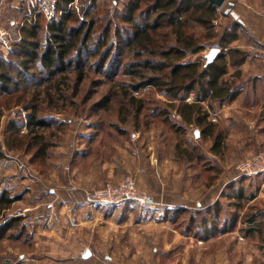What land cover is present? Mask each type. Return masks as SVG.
<instances>
[{
    "label": "rangeland",
    "instance_id": "374dc122",
    "mask_svg": "<svg viewBox=\"0 0 264 264\" xmlns=\"http://www.w3.org/2000/svg\"><path fill=\"white\" fill-rule=\"evenodd\" d=\"M83 2L84 0L75 1L76 5ZM128 2L129 0H94L95 6L89 13L90 18L96 19V26L90 40L92 43L88 45L91 51L84 53L82 61V67L87 73L86 79L74 95L72 87L76 74L74 71L71 73L67 106L61 112H58L63 106L59 101L60 91L58 93L56 87H53V91L48 89L52 82L44 80L45 74L39 63L31 66L32 70L27 77L28 85L32 87L26 97L30 100L34 91L39 92V104L42 108L39 115H56L63 123L61 128L44 130L46 138L51 136V147L46 159L39 156L38 147L29 148L26 143L20 144L19 140L11 136L12 131L8 130L11 122L15 121L20 125L18 139L27 133L28 112L23 102L28 100L18 102L14 98L8 102V96L0 95V150L5 154L0 159V192L7 191L11 196L20 197L9 210L2 213L0 221L5 216H22V224L26 225V233L21 239H18V235L13 236V233H19L20 228H17L0 240V264H79L78 262H82L80 257L89 248L97 254L95 264H264V172L242 176L236 169L241 161L264 152V135L256 136L261 126H251L247 122L253 115L263 117V110L250 112L241 109L237 112V105H232V101L223 105L202 102L205 108L212 107L208 121L217 125L215 135L223 133L221 148H216L214 139L206 138L196 125L182 124L176 108L170 109L171 122L166 123L160 117L155 119V112L158 113L155 107L164 109L172 101L149 86L131 92V96L136 99L147 100L146 111L137 119L130 114L128 98L123 96L112 99L113 108L110 110H91V105L107 94L111 87L109 83H105L109 77L99 69L100 56L93 54L96 51L94 43L108 25L112 28L110 39L116 33L119 36L128 35L127 25L121 21V11L125 10ZM153 2L155 0H150L146 5ZM55 3L56 0H0V54L13 64L12 73L17 72L18 65L14 44L22 37V25L30 20L29 7L31 10L37 7L39 12L42 11V21L46 24L49 21L44 17H47L46 10L53 9ZM146 5H142V9L147 8ZM227 7H230L229 11ZM232 11L239 16L237 20L245 22V26L238 32L239 42L235 41L232 46L243 49V45V50L247 51L249 57L258 58L260 62L257 69L262 73L264 46L255 35L254 23L264 16V0H226L217 9L215 32L221 34L223 28L237 21ZM34 15L36 13L33 14V19ZM136 16L142 19L139 13ZM194 27L197 33L205 30L199 26ZM4 40L7 44L3 43ZM204 42L205 48L198 54L188 55L187 59H206L212 48L223 50L215 36ZM204 59H201L202 64ZM233 72L230 69L226 78L234 81L238 87L253 84L247 82V71L234 80L231 77ZM94 81L104 83L95 87ZM257 84L262 85L261 82ZM49 93L56 98L54 105L48 104ZM18 95L21 94L15 97ZM194 101L193 95L186 99L188 103ZM230 104L233 108H230ZM236 114L246 120L238 123ZM123 118L125 120H121ZM98 119L103 120L105 125L120 120V126L126 133L121 136L114 134L111 138L102 130L100 139L105 138L106 142L100 144L97 140L88 145V139L95 137L93 121ZM171 124L177 125L174 127L176 130L181 126L184 131L173 134L169 131ZM83 135L86 137L82 138ZM10 146L12 148L8 149ZM177 146L187 148L188 152L179 157ZM78 149L90 150V155L83 160L81 157L77 159ZM189 153H200L204 158L199 162L189 161ZM110 166L115 167L117 173L121 172V177L108 178L106 174L103 177V167ZM95 167L97 176L88 173ZM79 168L82 170L78 171ZM128 177L134 179L139 191L150 197L152 203L149 205L153 207H141L129 202L103 205L105 209H98V205L88 207L85 198L84 205H76L73 201V206L65 204L68 191L78 192L85 197L87 191L99 189L107 183L118 185ZM241 189L248 199H236L235 193ZM62 193L63 201L59 198ZM161 202L187 209L185 214L181 213L182 218L177 221V226L170 220L168 225H162L156 220L155 209H159L164 217V209L167 207L157 208ZM216 205L219 206V215L223 219L236 217L237 223L232 231L235 233H219L205 241L201 237L184 233L185 221L191 215L208 213L210 218ZM148 209L152 211L149 212ZM254 214H257L254 220L256 229L248 222L249 217ZM89 216L99 217L94 232H89L92 228L88 230L81 226L76 234L72 232L69 235L67 231L72 221H85ZM86 247L88 249L81 254V250ZM92 257L91 253L85 260Z\"/></svg>",
    "mask_w": 264,
    "mask_h": 264
},
{
    "label": "trees",
    "instance_id": "16d2710c",
    "mask_svg": "<svg viewBox=\"0 0 264 264\" xmlns=\"http://www.w3.org/2000/svg\"><path fill=\"white\" fill-rule=\"evenodd\" d=\"M75 1L56 0L53 18L46 24L42 21V11L39 12L37 7L33 10L29 7L30 20L22 25V37L14 44V54L18 60L16 73L11 71L13 65L10 64L11 61L0 54V95L8 96V102L14 98L18 102H22L23 99L24 101L28 100L26 96L32 86L28 85L27 76L32 70L31 66H34L35 63H39L43 69L41 72L45 74L44 80L52 82L48 89L53 91V87H56L57 92L60 91L59 101L63 106L58 112L67 106V91L73 71L76 74V80L72 88L75 90L74 95L78 93V88L85 81L87 75L82 67V61L84 53L91 51L88 45L94 34L96 19L90 18L89 13L95 6L94 0H84L80 5H76ZM149 1L129 0L125 10L121 11V21L126 23L128 35L119 36V33H116L113 35V39H110L111 35L109 36V34L112 28L111 25H108L94 43L96 51L93 54L100 56L99 69L109 77L105 83H109L111 87L107 94L91 105V110H110L113 108L112 99L123 96V98H128L130 114H133L137 119L146 111L147 100L136 99L131 96V92L149 86L172 101V103H167L163 107L164 109H160L159 106L155 107L158 111V113L155 112V119L160 117L166 123L171 122L170 109L176 108V113L180 116L182 124L185 126L196 125L206 138L214 139L216 148H221L223 133L215 135L214 130L217 125L208 121L212 107L210 105L211 108L207 109L202 102H217L219 105H223L238 96L240 87L226 77L229 75L230 69H233L234 72L231 75L233 80L240 78L242 73L239 68L249 58L247 51L232 46V43L239 39L238 32L245 24L234 17L237 21L223 28L219 34L214 31L217 9L206 0H155L152 4L146 5V2ZM144 4L147 8L142 9ZM79 10L82 12L80 13ZM35 13L36 21L33 22ZM136 13H139L142 19H138ZM44 17L47 18L46 15ZM194 26L202 27L205 30L203 33H197ZM214 36L223 50L221 49L211 63L207 64V59L203 57L197 60L187 59L188 55H195L202 51L205 48L204 41H210ZM201 59L205 60L203 64ZM118 77L124 79L118 80ZM103 83L94 81L93 84L97 87ZM17 94L21 95L15 97ZM189 95L194 96V102H186ZM39 98L40 93L34 91L31 99L28 102H23L24 108L28 112L27 133L18 139L20 125L15 121L11 122L8 130L12 131L11 136L15 140H19L20 144L26 143L29 148L38 147L39 156L46 159L51 147V136L46 138L45 131L49 128L54 130L58 127L61 128L63 123L56 115L48 117L39 115L42 110ZM55 102L56 98L49 93L48 104L54 105ZM121 120H125V118ZM120 124V120L107 125L100 119L93 121L95 137L88 139V145L93 141L96 143L97 140L100 144L106 142L105 138L104 140L100 139V133L103 131L111 138L114 134L121 136L124 132L126 133ZM175 124L177 123L175 122ZM169 126V131L171 130L173 134L184 131L181 126H178V130L174 128L177 125ZM81 137L85 138L86 136ZM10 148L12 147L10 146L8 149ZM176 149L179 152V157L188 152L187 148L181 146H177ZM88 155H90V150L84 151L83 149L77 152L76 158L81 157L83 160ZM4 157V152L0 150V159ZM187 158L189 161L199 162L204 157L200 153H193V155L189 153ZM241 190L235 193L238 200L247 198ZM19 199V196H11L7 191L0 192V216ZM215 207L210 218L208 213L206 215L199 213L191 215L187 222L185 221L184 233L201 237L205 241L219 233L225 234L234 231L237 223L236 217L223 219L219 215V206ZM186 211L187 209L180 207L167 208L163 219L170 220L177 226V221L182 218L181 213L185 214ZM257 214L251 215L248 219V222L253 224V229H256L254 220ZM23 220L22 216H5L3 221H0V240L6 238L9 232L17 228H20L19 233H13V236L18 235V239H21L26 233V225L22 224Z\"/></svg>",
    "mask_w": 264,
    "mask_h": 264
},
{
    "label": "crops",
    "instance_id": "0c3cea01",
    "mask_svg": "<svg viewBox=\"0 0 264 264\" xmlns=\"http://www.w3.org/2000/svg\"><path fill=\"white\" fill-rule=\"evenodd\" d=\"M243 23L245 24V22H243ZM250 23H252V20H250ZM254 28H255L254 31L256 32L255 33L256 37L258 38L259 42L264 46V16H263L262 19H259V21L257 23H254ZM239 40L240 39H238L237 42H239ZM241 47H243V49H245L243 45H241ZM258 62H260V60L258 58H256V57H254V58L249 57L248 60H246V62L243 63L240 66L239 69L241 70V73H242L241 75L242 76H243V74L245 75L244 72L247 71L248 76H249L247 82L250 81L253 84H249L247 86H244V88H239L238 96L232 101V105H234V104L237 105L236 106L237 107L236 109L238 110L237 112H239L241 109H246V110H248L250 112H254L256 110H259V111L262 112V110H263V117H260L259 115L258 116L253 115L254 116L253 118L252 117H250L249 119L247 118L248 119L247 122H249V124H251V126L252 125L261 126V128H259V132L256 133V136H258V135L259 136H261V135L263 136L264 135V71L262 73L259 72V70L257 69ZM260 82H261L262 85L257 84V83H260ZM242 98H244V99H242ZM232 105L230 106V108H233ZM235 113H236V111H234V114ZM237 117L239 118V120H237L238 123H240V121L246 120V119H241V115L240 114L237 115ZM78 150L79 151H77V152H80V149H78ZM77 170L80 171L82 169L79 168ZM88 173H91V174H94L95 176H97V174H96V173H98L97 172V168L96 169L91 168V170H89ZM101 173H103V177L106 174V176L108 178L115 177L117 179L119 177H121V175H122L121 172L120 173H117L115 171V167L113 168L112 166H110L108 168L107 167H103V170H102ZM263 185H264V182H262V186ZM68 192H69L68 195H65V197H68V199H66V201H65V204L66 203H70L72 206H73V202L76 205H78V204H83L84 205L85 204L84 203V198L85 197L83 195L81 196L78 192L77 193L76 192L74 193L72 191H68ZM62 195L64 196V193H62L61 195H59V198H60V200L63 201L64 200V197L62 198ZM255 200L256 199H254V201ZM164 206L174 207V206H179V205H175V204H172V203H162L161 202L160 204L158 203L157 208L164 209L165 208ZM167 207H166V209H167ZM72 208L73 207H71V209ZM99 208L100 209H102V208L105 209L104 206H102V205H99L98 206V209ZM106 209H108V208H106ZM166 209H164V210H166ZM150 210L151 209H148L149 212L152 211V210L151 211ZM157 211H159V209H155V213L159 214L160 216L156 214L155 215V218H157L156 220L158 222H160L162 225H168L169 224L168 223L169 221H166V220L163 219L164 217H162V214H161L162 212L159 211V213H158ZM94 212H97V211H94ZM101 217L104 218L103 215H101ZM149 218H150V216H149ZM98 220H99V217L95 218L94 216H89V218L85 219V221H82L81 220L80 222H77V223L74 220V221H72L71 226H69L67 232H69V235L72 232H74L76 234L77 231L80 230L79 228L81 226H84L82 228H85V229L87 228L88 230H90V228H92V231H89V232H94V229L96 228L95 226L98 223ZM81 224H83V225H81ZM98 230H100V229H98ZM101 231H98V233H101ZM231 233H235V232H231ZM73 237H74V235H73ZM73 237H71V239ZM87 249H88V247L82 249L80 253L82 254V252L85 251V250H87ZM88 250L91 251L93 257L90 258V259H86L85 260V258H83V255H82L80 257V259L82 260V262H78L79 264H81V263L82 264H95V262L97 263V260H96L97 254H96V252L94 250L90 249V248ZM227 264H229V263H227Z\"/></svg>",
    "mask_w": 264,
    "mask_h": 264
},
{
    "label": "built area",
    "instance_id": "2783aa9c",
    "mask_svg": "<svg viewBox=\"0 0 264 264\" xmlns=\"http://www.w3.org/2000/svg\"><path fill=\"white\" fill-rule=\"evenodd\" d=\"M2 7L0 5V15ZM47 18L49 21L52 20L54 9L47 8L46 10ZM34 16L33 22L36 21ZM83 18V17H82ZM4 44H7V41H3ZM237 171L243 175H252L259 174L264 172V152H261L257 155L241 161L236 166ZM134 202L139 204L141 207H153L151 204L152 201L146 193L139 191L136 188L134 179L128 177L125 178L120 184L112 185L107 183L99 189H94L87 191L85 193V203L88 207H95L96 205H118Z\"/></svg>",
    "mask_w": 264,
    "mask_h": 264
},
{
    "label": "water",
    "instance_id": "95a60500",
    "mask_svg": "<svg viewBox=\"0 0 264 264\" xmlns=\"http://www.w3.org/2000/svg\"><path fill=\"white\" fill-rule=\"evenodd\" d=\"M208 1L211 5H213L216 9L221 8L226 0H206ZM230 10V7H227V11ZM233 17L238 19V15L235 12H231ZM221 49L219 48H212L209 53L206 55V59H207V64L211 63L214 58L220 53ZM197 136H199V132L196 133ZM91 256V251L87 250L84 254H83V258H89Z\"/></svg>",
    "mask_w": 264,
    "mask_h": 264
}]
</instances>
